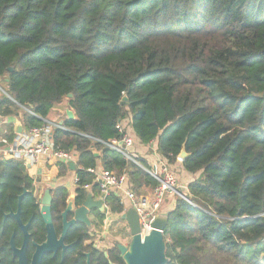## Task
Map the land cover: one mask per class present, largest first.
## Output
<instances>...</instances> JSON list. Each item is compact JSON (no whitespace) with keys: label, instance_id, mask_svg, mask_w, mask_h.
Returning a JSON list of instances; mask_svg holds the SVG:
<instances>
[{"label":"trees","instance_id":"trees-1","mask_svg":"<svg viewBox=\"0 0 264 264\" xmlns=\"http://www.w3.org/2000/svg\"><path fill=\"white\" fill-rule=\"evenodd\" d=\"M0 86L1 115L22 112L27 129L68 100L75 120L54 142L78 154L81 185L102 167L128 174L137 194L157 186L94 141L121 138L123 122L198 175L169 212V264H264V0H0ZM0 176L18 193L34 181L4 155ZM89 193L76 188L78 206ZM107 206L124 212L115 196Z\"/></svg>","mask_w":264,"mask_h":264},{"label":"flooded vegetation","instance_id":"flooded-vegetation-1","mask_svg":"<svg viewBox=\"0 0 264 264\" xmlns=\"http://www.w3.org/2000/svg\"><path fill=\"white\" fill-rule=\"evenodd\" d=\"M32 178L18 193L3 190L7 183L0 176V264H126L122 248L132 244L128 225L111 227L106 211H91L89 224H72L71 212L64 214L80 207L77 194L68 192L63 200L57 197L63 187H55L52 176Z\"/></svg>","mask_w":264,"mask_h":264},{"label":"built area","instance_id":"built-area-1","mask_svg":"<svg viewBox=\"0 0 264 264\" xmlns=\"http://www.w3.org/2000/svg\"><path fill=\"white\" fill-rule=\"evenodd\" d=\"M26 110L29 114L37 117L31 109ZM125 123L129 124L123 122L118 125L119 132L122 134L121 138L109 142L97 139L94 141L115 151L127 161L145 170L157 180V186L149 193L137 194L132 187L128 174H117L100 167L88 170L92 175L91 182L81 185L80 178L76 175L74 184L76 187L80 186L83 191L90 193L96 187L95 199L103 202L106 214L109 212L107 199L111 196L120 200V204L124 207L123 213L130 208L134 209L139 217L141 236L145 237L152 231L151 222L162 211L166 197L169 194L178 195L177 191H183L184 188L166 160H159L158 169H147L142 164L140 155L134 150L133 136L127 130ZM56 130L69 131L63 122L46 120L41 127H34L24 134H17L13 142L6 137L0 138V155H4L6 159L20 161L30 170L43 168L47 171L49 169L57 171L60 170L61 165H69L70 162H75L78 169V154L75 151L63 150L55 145L54 133ZM186 191L188 192V190Z\"/></svg>","mask_w":264,"mask_h":264},{"label":"water","instance_id":"water-1","mask_svg":"<svg viewBox=\"0 0 264 264\" xmlns=\"http://www.w3.org/2000/svg\"><path fill=\"white\" fill-rule=\"evenodd\" d=\"M13 72V69H9ZM68 98H73V95H68ZM127 97L123 98V102H127ZM67 116L69 120H75L74 112L70 109L67 110ZM98 156V154H96ZM181 158L186 159L187 153L183 151L181 153ZM1 159V157H0ZM69 169L72 172L77 171V165L75 162L69 163ZM47 174V170L43 168H38L37 176L41 177ZM178 195L188 200V196L182 190L177 191ZM91 211L105 212L103 202L101 200H96L92 193H89L87 197L83 200L80 207L73 208L69 207L67 212H71L73 217L72 224H89L91 222L89 214ZM49 215H45L46 222L49 223ZM122 220L127 223L130 227V232L132 236V244L129 250L122 248V253L126 264H168L169 259L166 256V242L164 238V232L168 225L169 214H160L156 216L152 222V231L149 235L141 236V226L137 213L134 209L130 208L125 213L122 214Z\"/></svg>","mask_w":264,"mask_h":264},{"label":"crops","instance_id":"crops-1","mask_svg":"<svg viewBox=\"0 0 264 264\" xmlns=\"http://www.w3.org/2000/svg\"><path fill=\"white\" fill-rule=\"evenodd\" d=\"M4 95H7V94L5 93V91L0 86V104L2 102V97ZM66 101H67L66 104H64V103L57 104L52 108L53 110H55L56 108L58 109L57 110L58 111L57 117L53 116L54 118H52V115L49 114V116L47 118L48 121L59 122V123H62V122L65 123L66 122L67 117H68L67 116V110L70 109L69 104H68V100H66ZM61 109L65 110V113H63ZM70 110H72V109H70ZM63 114H65V116H66L65 118L63 117ZM124 125H127V124L125 123ZM12 130L16 134H21V133L24 134V133L29 131V129H27L24 125V114L22 112H20V113H17L16 115L6 117V116L1 115V111H0V138H3L6 135L10 134V132ZM127 130L133 136L134 150L140 155L142 164L145 163L146 166H148L150 169H156V168L158 169V166H159L158 162L160 159L162 160L163 158L157 152V149H158L157 142H153L151 145H148V146L142 145L139 142V140L137 139V137L135 136V133H134L133 129L129 126V124L127 125ZM150 149L153 151V153H150ZM0 157H1V155H0ZM100 168H102V167H100ZM37 170H38L37 168L36 169L33 168L32 170L29 169V171H31L30 173L32 175L37 174ZM178 171L180 172L179 176H180L181 186L184 189L188 190V185L195 180L194 175L186 172L184 170L182 164H180V170H178ZM47 173H48V171H47ZM43 176H46V175H43ZM75 176H76V172H72L70 170L66 176L61 177L60 181H63V184L59 185V187H63L65 189H67V191L73 196L76 193V188H77L76 185H74ZM147 193H149V192H147ZM176 196H174V194H169L166 197L165 203L163 205V208H162V211L160 212V214H169V212H171L174 209L175 202H176ZM127 206H128V203H127ZM112 216H113V214H111L109 212L107 213L108 218H111ZM120 217L122 219V215Z\"/></svg>","mask_w":264,"mask_h":264},{"label":"rangeland","instance_id":"rangeland-1","mask_svg":"<svg viewBox=\"0 0 264 264\" xmlns=\"http://www.w3.org/2000/svg\"><path fill=\"white\" fill-rule=\"evenodd\" d=\"M2 88V87H1ZM3 89V88H2ZM66 102L67 101H64L63 103L64 104H66ZM58 109L56 108L55 110H53L52 109V111H51V115H52V118H54V117H57V113H58V111H57ZM62 110V112L63 113H65V110H63V109H61ZM54 116V117H53ZM63 117L65 118L66 116H65V114H63ZM150 153H153V151L150 149ZM145 166H146V164L145 163H143ZM180 164L181 163H179V162H176L175 164H171V169L173 170V172L178 176V178H179V182H180V172L178 171V170H180ZM31 172V171H30ZM60 172V170H57V171H53L52 169H49L48 170V173L46 174L47 176H52L53 177V179L55 180L53 183H54V186L55 187H58L59 185H61V184H63V181H60V179H61V177H58L57 175V173H59ZM68 174V173H67ZM196 176L197 175H194V179H196ZM180 184H181V182H180ZM75 185V184H74ZM185 193H188L187 191H186V189H184L183 190ZM174 196H176L175 194H174ZM110 226L112 227V226H116V228H125V229H127V224H126V222L125 221H123L122 219H121V217L119 216V214H114L112 217H111V220H110ZM110 227V228H111ZM128 237L129 236H126L125 235V237H124V239H128ZM123 239V238H122ZM168 256V255H167ZM169 258V257H168Z\"/></svg>","mask_w":264,"mask_h":264}]
</instances>
